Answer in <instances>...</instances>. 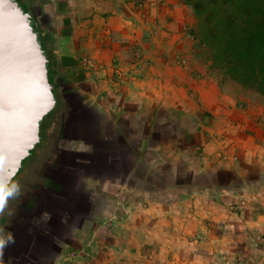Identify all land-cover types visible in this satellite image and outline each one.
Masks as SVG:
<instances>
[{"label": "crops", "instance_id": "0c3cea01", "mask_svg": "<svg viewBox=\"0 0 264 264\" xmlns=\"http://www.w3.org/2000/svg\"><path fill=\"white\" fill-rule=\"evenodd\" d=\"M30 2L68 87L7 262L264 264V104L213 76L191 9Z\"/></svg>", "mask_w": 264, "mask_h": 264}, {"label": "water", "instance_id": "95a60500", "mask_svg": "<svg viewBox=\"0 0 264 264\" xmlns=\"http://www.w3.org/2000/svg\"><path fill=\"white\" fill-rule=\"evenodd\" d=\"M38 27L36 15L17 0H0V161L9 173L0 180L3 201L42 142L41 121L58 108Z\"/></svg>", "mask_w": 264, "mask_h": 264}, {"label": "trees", "instance_id": "16d2710c", "mask_svg": "<svg viewBox=\"0 0 264 264\" xmlns=\"http://www.w3.org/2000/svg\"><path fill=\"white\" fill-rule=\"evenodd\" d=\"M19 1L27 4L26 0ZM185 2L196 16L199 44L208 51L210 68L217 70L223 80L232 81L264 98V0H185ZM40 40L49 60V79L57 84L60 75L55 54L43 35ZM55 92L59 96L57 89ZM56 110L41 121L45 122L43 131L47 126L51 133L50 121ZM23 175L20 172L17 176ZM8 202L7 194L0 212Z\"/></svg>", "mask_w": 264, "mask_h": 264}, {"label": "rangeland", "instance_id": "374dc122", "mask_svg": "<svg viewBox=\"0 0 264 264\" xmlns=\"http://www.w3.org/2000/svg\"><path fill=\"white\" fill-rule=\"evenodd\" d=\"M182 1L184 2V4H186L185 0H182ZM27 3H28V7L29 8L30 7L32 8V9H28V10L29 11H32V13L36 15V12L38 10V7H37V9H35L34 4L31 3V2H29V0L27 1ZM188 7L191 9L192 15L196 19V16L194 14V11L192 10V8L190 6H188ZM196 21H197V19H196ZM196 26H197V24H196ZM196 26H195V28H193L191 26L186 28V31L185 32L187 33V39L188 40H191V41L195 42L197 45H199L200 48L197 47V50L200 49L198 51L199 54H200V57L203 59L204 62H206L209 65L210 72L213 74L214 77H216V78H218L220 80L223 88L230 89V91L234 92L235 95L242 94L244 97H247V98L251 99L253 102H258V104H262L263 105L264 104V98L261 97L259 94L255 93L253 91H250V90H245V89H243L242 87H240L239 85H237L236 83H234L232 81L223 80L221 74L217 70L210 68L211 62H210L209 54H208V51L206 50V48L204 49L199 44L198 38H200V37H199L198 33L196 32L197 31V27ZM67 87H68L67 82L65 80L59 78L58 81H57V84H56V89L58 90L59 94H61L62 93V90L64 88H67ZM42 133H41V135H42ZM51 137L52 136L48 137V140H47L46 135L42 136V138L44 140V145H46L47 142H49V145H50V141L52 140ZM33 190L34 189H32V188H30L28 186H25V188L23 189V191H24L23 193H25V198L24 199L27 198L26 195L29 194L28 192H32ZM11 195L12 194L9 195L8 205H6L5 208H3V210H1V212H0V225L3 224L4 220H6L5 221L6 224L3 225V227L0 226V228H1V230H0V241H3L5 243H7V247L9 246V241L11 242L10 239L7 242V240H8L7 238L13 232L15 233L16 230H18L19 231V235H16L15 236L14 240L12 241V244H14V243L17 244L19 242H23L24 241V238H25V232H27V227L24 226V223H26V221L21 216L23 213H21V210H20L21 203L24 200L23 199L21 200L20 197L18 199H14L13 200V196L11 197ZM7 207L9 209L7 210V212H5V209ZM40 213H38V215ZM35 215H33V213H31L30 216H32L33 218H36ZM16 221H19V223H22V224H20V225H18L16 227H13L12 224H13V222H16ZM3 228H6V229L2 230ZM3 231H4V235H3L4 238L3 237L1 238V235L3 234ZM22 231H23L24 234L22 233ZM1 250H3V249H1V246H0V264H10V263L7 262V259H6V256L9 253L7 251V248L4 249L5 250V253H4V251L2 252Z\"/></svg>", "mask_w": 264, "mask_h": 264}, {"label": "flooded vegetation", "instance_id": "af4514ba", "mask_svg": "<svg viewBox=\"0 0 264 264\" xmlns=\"http://www.w3.org/2000/svg\"><path fill=\"white\" fill-rule=\"evenodd\" d=\"M20 4H21V6H23L25 9H32L31 7L29 8L28 7V3L27 4H24V3H22V1H19V0H17ZM27 1V0H26ZM29 2H30V0H29ZM58 103L60 104V101H59V97H58ZM41 124V131H43V127H44V124H45V122H41L40 123ZM40 131V132H41ZM43 148H44V140L42 139V142H41V144L40 145H38L37 146V148L35 149V150H33V152H32V154L30 155V157H28L27 159H25L24 161H23V165H24V167H23V169L21 170V172L24 174L22 177H19V176H17L16 177V179H15V181H14V183L10 186V188H11V192L9 193V191H10V188H9V190H8V192H7V194H8V196L10 195V194H12L11 195V197L13 196V200L14 199H18L19 197H20V199L22 200L23 199V197L25 196V193H23L24 191H23V189L25 188V186H28V187H31L32 189H34L32 186H29V185H33L34 184V182L32 181L34 178H35V176L38 174V172H39V170L40 169H43L42 167H41V165H42V160H41V158H40V155H41V152L43 151ZM30 195H33V196H36V194H35V191L33 190L32 192H28ZM7 196V195H6ZM1 207V206H0ZM9 208L7 207L6 209H5V212H7V210H8ZM40 213V212H39ZM38 216V213L35 215V217H37ZM10 220V219H9ZM6 220H4V222H3V224L2 225H0V226H2L3 227V225H5L6 224V222H5ZM16 223V225H17V223H19V221H16V222H13V226H14V224ZM4 229H6V228H3L2 230H4ZM0 230H1V228H0ZM3 235H4V231H3V234L1 235V238L3 237ZM16 235H19V231L18 230H16V232L14 233H12L8 238L11 240V243H12V241L14 240V238H15V236ZM4 238V237H3ZM9 239L7 240V242L9 241ZM0 246H1V249H3V250H1L2 252L4 251V253H5V248H7V251L8 252H10V248H9V246H10V241H9V246L7 247V243H5V242H3V241H0Z\"/></svg>", "mask_w": 264, "mask_h": 264}, {"label": "snow or ice", "instance_id": "6c2138e0", "mask_svg": "<svg viewBox=\"0 0 264 264\" xmlns=\"http://www.w3.org/2000/svg\"><path fill=\"white\" fill-rule=\"evenodd\" d=\"M8 164L7 161H0V180H6L8 178ZM4 203L3 199L0 198V205Z\"/></svg>", "mask_w": 264, "mask_h": 264}, {"label": "built area", "instance_id": "2783aa9c", "mask_svg": "<svg viewBox=\"0 0 264 264\" xmlns=\"http://www.w3.org/2000/svg\"><path fill=\"white\" fill-rule=\"evenodd\" d=\"M178 63H179L180 65L183 64V62H182L181 60L178 61ZM129 72H131V73H135L134 70L129 71ZM115 73H116V75H117V78H119V79H121V77H122V78H125V77L123 76V72H122L120 69H118ZM136 76H137V75H133L132 78L134 79ZM119 79H117V80H119Z\"/></svg>", "mask_w": 264, "mask_h": 264}]
</instances>
